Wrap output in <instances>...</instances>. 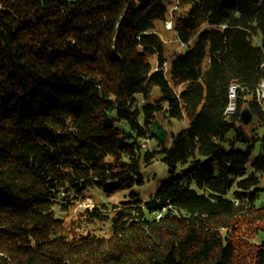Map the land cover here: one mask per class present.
I'll return each instance as SVG.
<instances>
[{"label":"trees","instance_id":"1","mask_svg":"<svg viewBox=\"0 0 264 264\" xmlns=\"http://www.w3.org/2000/svg\"><path fill=\"white\" fill-rule=\"evenodd\" d=\"M169 6L0 0V264H264L263 144L251 161L264 0H176L171 29L186 50L170 64L155 29ZM156 120L185 127L147 151ZM155 159L179 174L148 200L84 208L76 225L57 215L91 187L141 185V160Z\"/></svg>","mask_w":264,"mask_h":264},{"label":"rangeland","instance_id":"2","mask_svg":"<svg viewBox=\"0 0 264 264\" xmlns=\"http://www.w3.org/2000/svg\"><path fill=\"white\" fill-rule=\"evenodd\" d=\"M163 2L166 5H172L169 6V16L167 18V21L165 23L163 22H157L156 23V31L158 35L160 36L161 40L164 43V49H163V56L168 61V64H170V61L175 59L179 54L184 53L186 49H184L183 44H180L176 40V36L174 35L172 31V24H171V16L172 14L177 11L175 10L174 4L176 3V0H163ZM164 68H167V62L164 64ZM152 99V95H151ZM141 105V98L137 94L136 95V102L133 105V108L135 106ZM229 105V104H228ZM228 107V106H227ZM250 124L247 126L249 127ZM252 126H255V121L251 123ZM168 134L165 139V144L168 146L171 142V135L170 132L176 133L180 131L183 127H185L183 122H178L176 120H171L168 124ZM123 128L126 130L127 127L123 126ZM256 133L259 134L260 138H263V142H257L256 148L251 156V161L254 160V158L258 155V153L262 149V144L264 145V127H257ZM232 133L229 132L227 134V137H231ZM144 141V140H143ZM157 148V143L155 140L148 138L145 141V150L147 151H153ZM236 149L245 150V148L241 145H236ZM140 174L141 178L143 180V183L141 185L134 184L130 188L119 190L112 194H107L96 187H91L85 191V195L87 197V200H84L81 204H78L74 206L69 212H57V215L64 219L65 224L72 223L73 225H76L79 222V215L80 212L84 208L92 209L95 205H101L104 204L107 207L112 206L113 204H117L120 201L126 200L130 197V194L136 195V198L141 201H146L149 199L150 195L156 192L158 187L162 182L170 180L174 175L179 174V171H177L175 174L169 173L167 167L165 164H163L160 159H155L148 165L144 164V162L141 160L140 162ZM257 177L259 179V188H264V173L260 174L257 173ZM260 202H264V195L261 194V197L259 199ZM100 228L101 234H108L107 226L100 224L94 225V228Z\"/></svg>","mask_w":264,"mask_h":264},{"label":"water","instance_id":"3","mask_svg":"<svg viewBox=\"0 0 264 264\" xmlns=\"http://www.w3.org/2000/svg\"><path fill=\"white\" fill-rule=\"evenodd\" d=\"M239 118L245 126L254 121V116L249 108L242 109L239 113ZM167 134V130L161 122L157 120L153 122L149 132V138L155 140L157 144H162L165 141Z\"/></svg>","mask_w":264,"mask_h":264},{"label":"built area","instance_id":"4","mask_svg":"<svg viewBox=\"0 0 264 264\" xmlns=\"http://www.w3.org/2000/svg\"><path fill=\"white\" fill-rule=\"evenodd\" d=\"M233 92H236V91H233V89L229 90V94L231 95V97H232ZM255 94H256L258 101H262L264 99V80H262L259 83V85L256 87ZM234 110H235V101H232L231 110H226V113L228 114L233 113ZM142 146H144V144H142ZM158 213H161V212H158Z\"/></svg>","mask_w":264,"mask_h":264},{"label":"bare ground","instance_id":"5","mask_svg":"<svg viewBox=\"0 0 264 264\" xmlns=\"http://www.w3.org/2000/svg\"><path fill=\"white\" fill-rule=\"evenodd\" d=\"M233 89V91H236L237 87L235 84H231L230 87H229V90ZM229 90H228V98H229V105L228 107L226 108V110H231V106H232V101H235V96H236V92H233L232 93V97L231 95L229 94ZM161 216V213H158L157 214V218H159Z\"/></svg>","mask_w":264,"mask_h":264}]
</instances>
